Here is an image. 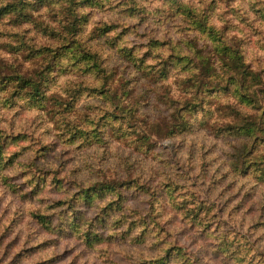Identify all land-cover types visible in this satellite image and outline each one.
Instances as JSON below:
<instances>
[{
	"label": "rangeland",
	"instance_id": "374dc122",
	"mask_svg": "<svg viewBox=\"0 0 264 264\" xmlns=\"http://www.w3.org/2000/svg\"><path fill=\"white\" fill-rule=\"evenodd\" d=\"M75 1L73 36L57 33L71 21L67 4L57 0L23 24L14 13L0 18V264H151L168 250L170 264H264V180L252 172L264 162L246 167L264 145L253 148L245 137L212 129L229 119L226 97L221 79L205 78L197 58L173 60L168 82L151 77L158 51L168 53L162 46L146 52L151 40L193 38L208 57L210 38L167 0H135L131 8L128 0ZM183 1L201 8L209 2ZM215 1L210 23L241 47L252 67L256 93L248 115L257 125L253 115L264 107V0ZM67 39L97 54L105 81L57 41ZM57 45L59 57L50 64L43 48ZM43 75L49 99L37 102L20 79ZM200 77L206 113H187L189 128L178 132L174 110L187 95L180 81ZM123 79L128 82L119 85ZM102 89H110L108 98ZM118 100L122 108L115 111ZM99 116L101 141L73 134L76 127L91 130L90 120ZM99 183L117 189L87 206L79 187ZM76 211L93 222L102 243L86 246L85 227L71 222ZM44 216L49 224L39 220Z\"/></svg>",
	"mask_w": 264,
	"mask_h": 264
},
{
	"label": "trees",
	"instance_id": "16d2710c",
	"mask_svg": "<svg viewBox=\"0 0 264 264\" xmlns=\"http://www.w3.org/2000/svg\"><path fill=\"white\" fill-rule=\"evenodd\" d=\"M57 1L65 2L67 4V6L64 7V11L68 13L69 17L71 18L70 23L67 24L63 31L57 30V33H65L66 35L73 36L75 30L73 22L78 18L77 11L74 6L76 1ZM167 1L170 2L169 7L171 10H173L174 13L176 12L177 14H179V16H181V18L186 20L187 23H189L191 26L193 25L195 31L197 30V32H199L201 35L203 34L207 38H210L212 51L208 52L209 54H211L208 57L201 54V51L196 48V45L192 44L194 42L193 38L187 40L188 42L183 40H165L160 43H153V40H151V42L147 45L146 52H149L150 49H156L161 46L168 48V53L165 56L162 55V53H160L159 51L156 54V57L160 58V60L155 65H151L154 68V72L151 74L153 81L159 80V82H161L162 84L168 82L171 69L174 68L173 60H194L195 58H197L200 61L197 63L196 67L199 68L200 72L205 71V73L207 74L205 75V78L221 79L217 82V85L220 84L219 90L221 91V94L226 97V107L229 112V119L223 124L215 123L211 125L212 129L219 132L220 134L226 133L233 136L245 137L251 141V147L253 148H256V146L260 144L264 145V107L262 109H259V112L253 115L255 121L258 119V122H256L257 125L251 120V117L248 115V113L252 109L250 108V106H252V97L250 96V93H256V91L254 92L251 89L250 80L248 78L249 76H251L252 67L248 62H246L241 47L237 44H232V39L225 37V35L223 34V30L216 28L213 24L210 23V11H212L214 5H216V1L209 0L208 4L204 5V8L193 6L192 4L186 3L183 0ZM134 3L135 0H128L125 2V4L129 6L128 8H131ZM47 4H52V0H0V18L7 14L14 13L16 14L15 19L17 21V24H23L24 21L29 20L34 12H37L40 8L44 7ZM262 7L258 9V11L261 12V17H263ZM44 28H47L48 30L49 27L45 26ZM49 33H52L51 35L54 34L55 36L54 29H50ZM57 41L59 42V45H69L71 48V53L77 61H84L87 66H89V62H91L92 68L94 69V72H96V79L99 78L101 81L106 80L105 73H103L101 70V62L99 61L97 54L94 53L96 56L92 54L89 51V48L83 43V41H72L71 39H67L66 41ZM59 45L55 46L54 49L48 47L43 48V50H47L50 53V64H52V61L57 60L59 57ZM28 49H30V51L34 53L39 52V48H35L32 44ZM212 56H215L217 58V61L212 62ZM217 71L220 72L217 73ZM256 79L260 80L258 74H256ZM20 80H22L25 86H28L30 99L36 100L37 102H39V100L45 101V99H49V96L46 93L48 91L47 79L46 77H44V75L35 80L24 79L23 77H21ZM201 80L202 77H200L199 80L189 78L183 82L182 80L180 81V84L184 86L183 93H186L187 95L186 97H182L183 104H180L174 110V113L180 116L181 121L179 125L180 127H178V132H181L183 130L185 131V129L189 128V118H187V113H189V116L194 115L197 112H201L203 114L204 112L206 113L204 100H202V97L204 99V93L206 91L204 89H201ZM124 82H128V80L123 79L119 83V85L123 84ZM195 82H198V85H195ZM101 84H104V82ZM168 87H171L170 83ZM214 88L215 86L212 85L208 90L211 91ZM72 89L75 88H70V90ZM109 90L110 89L104 91V89H102L99 94L103 95V97L105 98H108ZM115 91L116 90H112L111 92ZM94 92H96V87L94 88ZM52 96L50 98H52ZM163 96L165 97L166 95L163 94ZM173 100L175 101L177 99ZM173 100L171 101V105L180 103L179 100L176 103ZM119 104L120 102L118 100L113 105V109L115 111L121 110L122 106ZM102 119L103 118L101 116L96 119L92 118L90 120L93 126L91 130L83 129V127H76L75 129L77 131L73 134H79V136L84 140L88 139L90 135L96 141H101L103 136V133L101 131V127L103 126ZM260 134H263L262 137H260ZM1 154L2 149L0 145V159H2ZM257 162H264V154L252 153L251 158L246 162V167H251L252 164ZM253 167H255L254 171L252 170L254 176L258 174L255 176V178L257 180H264V164L261 169H259V167H257L256 165H253L252 168ZM116 189L117 188L114 185L99 183L97 185L94 184L87 187H79V196L82 197L83 202L88 206L89 203L93 201L95 195L100 196L105 191L111 190L114 192ZM81 215L82 213L80 211H76L72 217L71 222L75 227H80L82 225L85 227L81 235L83 242L88 247H92L102 243L105 240V237L97 233L96 229H94V224L92 221H89V219L87 218L82 221ZM196 216V214H193L189 215L188 218L191 219L195 218ZM39 220L44 224L50 223L45 216L39 217ZM231 252L234 253L235 251L232 250ZM148 261H150L151 264H170V252L168 250L166 253Z\"/></svg>",
	"mask_w": 264,
	"mask_h": 264
}]
</instances>
